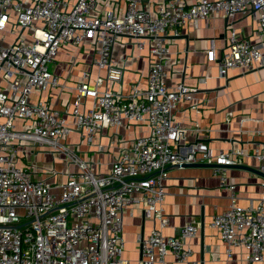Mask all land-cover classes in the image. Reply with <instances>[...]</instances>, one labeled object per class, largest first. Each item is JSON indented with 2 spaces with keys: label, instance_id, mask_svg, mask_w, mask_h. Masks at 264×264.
<instances>
[{
  "label": "built area",
  "instance_id": "obj_1",
  "mask_svg": "<svg viewBox=\"0 0 264 264\" xmlns=\"http://www.w3.org/2000/svg\"><path fill=\"white\" fill-rule=\"evenodd\" d=\"M121 1L118 15L113 0H0V264H131L122 256L123 218L135 213L153 223L138 240L137 264H170L168 254L177 264H199L188 244L200 227L195 219L176 236L163 234L167 169L215 165L220 186L232 190L225 169L240 165L248 153L230 148L216 154L198 141L173 148L187 131L174 112L180 102L191 103L196 89L169 84V39L197 21L249 14L259 43L230 26L218 59L213 45L206 58L217 59L221 78L229 70L255 71L264 67V0ZM119 39L124 47L147 50V75L134 78L127 92L128 67L113 59ZM60 50L62 63L56 61ZM64 64L62 80L54 69ZM77 67L78 80L70 84ZM67 91L70 99L58 104ZM198 105L192 102L190 109ZM130 126L140 130L111 157L108 172L82 157V146L87 153L104 151L95 142L98 133L110 131V139L121 142L120 129ZM72 133L79 143H67ZM41 153L62 169L39 167ZM251 157L264 177V141ZM59 176L65 179L57 182ZM209 227L226 259L243 249L244 264H264V179L255 206L238 205L232 194Z\"/></svg>",
  "mask_w": 264,
  "mask_h": 264
},
{
  "label": "crops",
  "instance_id": "obj_2",
  "mask_svg": "<svg viewBox=\"0 0 264 264\" xmlns=\"http://www.w3.org/2000/svg\"><path fill=\"white\" fill-rule=\"evenodd\" d=\"M72 2L73 0H69ZM116 14L121 15L124 4L121 0H113ZM232 26L241 33V37L252 44L259 43L255 35L256 24L251 15H236L231 19L214 17L209 24L197 21L180 30V36L169 39V84L183 83L189 88L196 89L192 102L199 103L198 110H191V103L180 102L174 112L175 119L185 128L186 137L173 146L180 149L195 141L203 142L213 149L214 153L227 151L230 148L242 149L248 156L241 160L240 165L225 169V176L233 186L232 190L220 186V181L212 173L213 167H182L172 166L167 169V178L164 180L166 193L164 212L168 217V226L163 230L164 236H176L179 229L190 219L203 224V231L199 227L195 237L188 244L192 250L191 259L199 264H244L246 250L233 249L230 259L224 255V247L218 239L215 230L209 227L214 215L222 213L233 194L237 204L243 207L255 206L261 197V183L263 175L257 170L256 161L251 157L256 144L264 141V67L255 71L242 72L229 70L226 79L219 75L217 59L225 49L227 27ZM11 38V37H10ZM213 40V42H211ZM214 47L216 61L209 62L206 58L207 50ZM113 59L126 70L123 73V91H128L129 83L138 75L142 80L147 75V50L138 51L130 45L123 46L119 39L113 50ZM123 59V60H121ZM56 61H66V55L60 50ZM73 70L69 77L70 84L78 80V69ZM54 73L62 80L66 78L65 64L56 66ZM143 83L141 84V86ZM61 94L58 104H65L71 93ZM138 127L120 129L124 135L121 142L117 138L110 139V131H102L95 138L96 143L104 146V151L87 153L82 146V157L99 161L102 172H108L111 157L118 153V149L132 139ZM258 131L260 134H254ZM67 143H79L77 133H72ZM36 162L50 172L52 168L61 170L60 163L51 161L47 153L38 154ZM72 169V165L69 167ZM49 179L47 173L43 175ZM65 177H57V182ZM54 180V178H50ZM153 223L143 218L141 213L133 216L124 215L123 218V258L131 264L139 261L140 247L138 240L149 234ZM170 264H177L171 254L166 256Z\"/></svg>",
  "mask_w": 264,
  "mask_h": 264
},
{
  "label": "water",
  "instance_id": "obj_3",
  "mask_svg": "<svg viewBox=\"0 0 264 264\" xmlns=\"http://www.w3.org/2000/svg\"><path fill=\"white\" fill-rule=\"evenodd\" d=\"M182 167H203V166H215V165H208V164H183ZM201 233L203 231V224H200Z\"/></svg>",
  "mask_w": 264,
  "mask_h": 264
}]
</instances>
